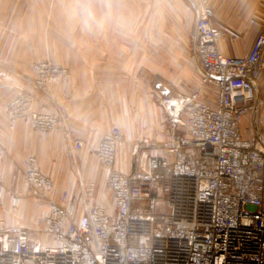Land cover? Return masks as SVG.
<instances>
[{"label": "built area", "instance_id": "2783aa9c", "mask_svg": "<svg viewBox=\"0 0 264 264\" xmlns=\"http://www.w3.org/2000/svg\"><path fill=\"white\" fill-rule=\"evenodd\" d=\"M188 1L196 11L200 84L216 89V101L202 99L198 91L162 95L170 123L162 147L172 157L151 154L154 144L143 138L130 172L116 166L124 134L113 125L94 155L106 173L114 211L95 199V181L85 188L81 216L80 195L65 191L60 200L49 201L39 219L52 243L40 244L28 228L1 223L0 264H264V149L240 130L259 96L264 29L247 55H226L218 47L225 31L215 25L209 0ZM71 76L69 67L44 59L32 65L29 80L37 93H44L49 79ZM35 98L20 91L7 103L8 127L25 120L33 133L48 138L59 132L65 144L82 150L84 140L66 122L64 108L36 111ZM24 175L31 186L54 187L34 154L25 160ZM3 188L0 179V205ZM21 200L12 196V207ZM159 201L164 210L157 209Z\"/></svg>", "mask_w": 264, "mask_h": 264}, {"label": "crops", "instance_id": "0c3cea01", "mask_svg": "<svg viewBox=\"0 0 264 264\" xmlns=\"http://www.w3.org/2000/svg\"><path fill=\"white\" fill-rule=\"evenodd\" d=\"M209 3L215 25L225 31L219 50L231 56L247 55L264 29V0ZM195 22L196 11L188 0H0V179L6 186L0 225L25 227L34 240L35 233L46 239L49 236L40 230L39 219L47 213L49 201L60 200L65 189L80 195L77 215L81 216L86 184L78 182L76 171L87 170L84 157L96 168L97 201L112 205L114 211V198L103 192L94 159L101 137L113 125L124 134L118 143V169H133L135 148L143 138L154 144L151 154L172 157L162 147L170 136L162 95L198 91L208 102L217 98L213 86L200 84ZM44 59L69 67L72 76L51 78L45 92L37 93L29 76L32 65ZM257 85L255 107L244 116L240 130L264 149V71ZM20 91L36 94V111L64 108L66 122L84 140V157H73L75 150L59 132L37 139L25 120L14 129L8 127L5 107ZM18 151L25 154L22 159ZM31 154L55 186L50 192L21 196L20 206L12 211V196L23 195V164Z\"/></svg>", "mask_w": 264, "mask_h": 264}, {"label": "rangeland", "instance_id": "374dc122", "mask_svg": "<svg viewBox=\"0 0 264 264\" xmlns=\"http://www.w3.org/2000/svg\"><path fill=\"white\" fill-rule=\"evenodd\" d=\"M30 131H31V133H32V137L33 138H37V139H47V138H45V137H42V136H40V135H38V134H35V133H33L32 132V130H31V127H30ZM152 142V141H151ZM83 150V149H82ZM82 150H75L72 154H74V155H72L73 157L74 156H76L77 158H78V155L80 154L81 156H83V154H82ZM24 153H22V152H20V151H18V158H23L24 157ZM16 156V155H15ZM84 157V156H83ZM94 158V157H93ZM85 161H86V164H88V168H87V170H80V169H78L77 171H76V175H77V178H78V182L80 183H84V184H86V186H87V184L90 182V181H95L96 182V186H97V188H96V195H95V199L97 200V194H98V192H99V180H97V179H95L94 178V172L96 171V168H94V167H92V166H90V163H89V158H83ZM95 159V163L97 164V168H99V174L100 175H102V179H103V182H104V189H103V192H105V194H107L108 195V193L109 194H111V196L113 197V195H112V192L110 191V190H108L107 189V187H106V173L103 171V169L100 167V165H99V163H98V161H97V159H96V157L94 158ZM24 164H25V161H24ZM23 164V165H24ZM90 167V168H89ZM24 168V167H23ZM54 186H55V184H54ZM5 188H6V186H4V191H5ZM20 188H22V191H23V195H21V194H19L20 196H28V195H31V194H37V193H39V192H41L42 190L43 191H47V190H45V189H43V188H41V187H34V186H31V185H29V184H27L26 183V180H25V175L21 178V183H20ZM54 188V187H53ZM15 190V189H14ZM13 190V191H14ZM51 191V190H50ZM50 191H48V192H50ZM65 191H67V192H70L69 190H63L62 191V193H61V196H62V194L65 192ZM73 192H76V191H74L73 190ZM102 205H104L110 212H112L113 210L111 209L112 208V205L111 206H109V205H107L106 203H103ZM2 206V205H1ZM157 209H161V210H164V207H163V203H162V201H159V203H158V207H157ZM11 210L12 211H14L15 210V208L14 207H12V205H11ZM5 226H6V224H4ZM39 228H40V226H39ZM41 230V229H40ZM29 231H31V230H29ZM31 234V233H30ZM36 235L34 236L35 237V239H36V242H39L40 244H47V243H52V241H53V239H52V237L48 234V233H45L46 234V236H49V237H47L46 239L44 238V236H43V234H38V233H35Z\"/></svg>", "mask_w": 264, "mask_h": 264}, {"label": "clouds", "instance_id": "9594fccd", "mask_svg": "<svg viewBox=\"0 0 264 264\" xmlns=\"http://www.w3.org/2000/svg\"><path fill=\"white\" fill-rule=\"evenodd\" d=\"M84 11L86 12V14H89V15H90V12H88V10H87V9H85Z\"/></svg>", "mask_w": 264, "mask_h": 264}, {"label": "water", "instance_id": "95a60500", "mask_svg": "<svg viewBox=\"0 0 264 264\" xmlns=\"http://www.w3.org/2000/svg\"><path fill=\"white\" fill-rule=\"evenodd\" d=\"M161 85H162L161 83H158V84H157V87H161Z\"/></svg>", "mask_w": 264, "mask_h": 264}]
</instances>
